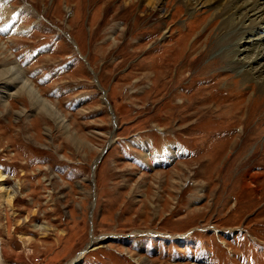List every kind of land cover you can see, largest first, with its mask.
Masks as SVG:
<instances>
[{
  "label": "rangeland",
  "instance_id": "obj_1",
  "mask_svg": "<svg viewBox=\"0 0 264 264\" xmlns=\"http://www.w3.org/2000/svg\"><path fill=\"white\" fill-rule=\"evenodd\" d=\"M155 1L0 0V264H264L261 80Z\"/></svg>",
  "mask_w": 264,
  "mask_h": 264
},
{
  "label": "bare ground",
  "instance_id": "obj_2",
  "mask_svg": "<svg viewBox=\"0 0 264 264\" xmlns=\"http://www.w3.org/2000/svg\"><path fill=\"white\" fill-rule=\"evenodd\" d=\"M181 1L185 4L187 11L191 13L194 12L196 6L200 4L209 5L214 9V14L210 21L216 17L220 19L217 26L218 32L215 35V48H213L216 51V55L221 62L223 61L226 65L225 69L232 70L237 76H241L243 83L248 82L253 78H259L261 83H258V90L262 93V91H264V87H262V84L264 83V45L261 44L264 42V0ZM146 3L147 5H153L158 2L155 0H148ZM143 13H140V15ZM74 16L75 14L73 17ZM204 29L206 28L202 27V30ZM188 33L189 32L185 35H188ZM17 74L18 72L16 70L6 68L1 72L0 82L14 83L16 80H19L17 79ZM19 81L22 84L17 89L25 88L27 91H31L32 88L26 82H22L21 79ZM239 123L240 125L235 121L229 125L230 131L235 125L240 128L244 127V124L241 121H239ZM249 126L250 123L246 125V128ZM4 177V173L0 170V180H3ZM11 199L12 196L7 194V203L11 204ZM79 257L80 254L76 259H79Z\"/></svg>",
  "mask_w": 264,
  "mask_h": 264
},
{
  "label": "water",
  "instance_id": "obj_3",
  "mask_svg": "<svg viewBox=\"0 0 264 264\" xmlns=\"http://www.w3.org/2000/svg\"><path fill=\"white\" fill-rule=\"evenodd\" d=\"M217 231H220V230H217Z\"/></svg>",
  "mask_w": 264,
  "mask_h": 264
}]
</instances>
